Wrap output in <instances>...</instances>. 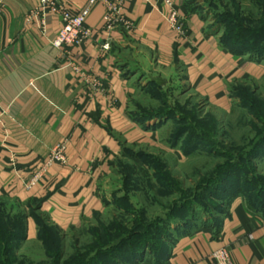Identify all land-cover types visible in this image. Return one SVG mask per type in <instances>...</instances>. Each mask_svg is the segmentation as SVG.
Returning <instances> with one entry per match:
<instances>
[{
  "label": "crops",
  "instance_id": "crops-1",
  "mask_svg": "<svg viewBox=\"0 0 264 264\" xmlns=\"http://www.w3.org/2000/svg\"><path fill=\"white\" fill-rule=\"evenodd\" d=\"M0 1L5 4L0 14V197L19 202L29 214L27 242L38 241L31 210L64 234L103 215L114 162L129 147H155L183 158L167 142L173 120L146 126L135 119L130 104L143 87L182 75L195 95L228 113L234 107L232 87L264 76V61L223 44L222 27L214 26L198 0H129L123 12L135 28L114 31L105 53L109 34L102 29L106 7L101 3L86 19L93 36L82 45L58 48L53 42L62 28L59 16L48 14L45 25L36 16L27 21L40 0ZM57 1L74 13L89 3ZM172 8L183 18L184 35L169 23ZM94 78L104 90L95 89ZM61 142L67 163H54L33 182ZM227 210L215 226L197 225L179 235L161 264H213L211 255L221 248L231 252L234 264H264V213L251 211L243 195Z\"/></svg>",
  "mask_w": 264,
  "mask_h": 264
},
{
  "label": "rangeland",
  "instance_id": "rangeland-1",
  "mask_svg": "<svg viewBox=\"0 0 264 264\" xmlns=\"http://www.w3.org/2000/svg\"><path fill=\"white\" fill-rule=\"evenodd\" d=\"M197 2L214 26L222 27V36L235 29L248 50H264V0ZM232 94L233 110L225 113L195 95L182 75L143 87L131 100V110L142 119L167 114L169 118L159 121H174L170 134L178 128L186 131L180 146H173L170 138L167 141L171 148L182 151L183 158L155 147L124 150L106 184L107 211L83 228L60 232L58 249L46 248L39 240H16L19 231L15 227L27 211L19 202L0 197V264H105L110 255L90 258L98 254L100 246L108 250L129 237L141 240L133 234L137 230L157 243V229L170 221H183L191 214L212 220L227 202L230 184H237L240 178L247 180L246 190L259 187L264 183V76L239 80ZM185 145H189L187 149ZM226 171L234 174L232 183L223 189L218 179ZM43 221L44 235L53 237L55 227L44 217ZM131 250L126 245L118 252L127 257Z\"/></svg>",
  "mask_w": 264,
  "mask_h": 264
},
{
  "label": "trees",
  "instance_id": "trees-1",
  "mask_svg": "<svg viewBox=\"0 0 264 264\" xmlns=\"http://www.w3.org/2000/svg\"><path fill=\"white\" fill-rule=\"evenodd\" d=\"M222 24L223 26H226V23L222 22ZM235 31H236L235 29H232L226 32L222 36L221 40L223 44L229 47L231 50L236 51L240 54L249 55L250 58L253 59L254 61L264 60V50L260 49L256 53L251 52V50H248L246 47H244L245 44L243 43L244 42L243 39H240L239 37H237L236 36L237 33L235 35ZM172 116H175V115H172ZM165 118H169L167 114H159V116H157L156 118H146V119H142V118L135 116V119L139 123H142L143 125H146V126L148 122H151L154 120L162 121ZM185 134H186V131H183L181 128L180 129L178 128L177 131H174L170 136V139L172 140V145L180 146L183 136ZM185 146H187L186 147L187 149L189 145H185ZM144 156L145 155H141V158ZM233 174H234V171H226L218 179L220 184L223 185L222 187L223 189H224V186H226L228 183H232ZM245 181L247 180H241L240 178L238 182L236 181L237 184H234V185L230 184L233 187L226 194L228 196L225 197L227 201L223 206L225 208L222 207L221 209H219V211H217L216 213L217 214L216 216L212 215L211 216L212 220H202L201 218L194 216L195 214H191L190 216L186 218V220L178 221V222L176 220V223L173 221L168 222L164 226V228H162V230L157 229L158 226L156 225L155 229H157L160 232L157 243H155V241H153L152 239H149L147 237L148 235H140L141 232L137 230L133 234L134 235L138 234L137 236H140L141 240L131 239V237H129L126 240L120 241V243L116 247L112 246L108 250L102 249L104 246L102 245L96 251L98 254L92 255L90 256V258L93 259V257H96L97 259V256L100 258L104 255H110L109 262L105 264H132L138 261L141 262L143 261V259L154 260L156 264H161L165 260V258H167L168 255L170 254V247H171L170 245L175 241V239H177L179 235H181L187 229H190L197 225L198 226H201V225L202 226H208V225L215 226L217 224L218 218L221 215H224L228 211L227 208H228V205L231 203V201L236 196H239V195H243L246 198L248 208L251 211L264 213V183H261L259 187L246 190L244 186ZM29 213L35 218V220L38 223V226H39L38 235H37L38 240L41 241L46 248L51 247L53 249H58L60 242H61L60 231L55 228L57 232L54 234L53 237L45 236L44 227H46V225H45V221H43L44 216L38 212H35V210H31ZM28 215L29 214L25 213L24 216H22V218L20 219L21 222L19 223L18 227L17 228L15 227V229H17L16 231H19V234H18L19 236L16 237V240L18 241H24L25 239H27V220L26 219L28 218ZM47 221L49 225L55 227L51 222H49L48 219ZM134 235H132V237H134ZM154 239H157V238H154ZM126 245H129V249L132 248V250L130 251L129 256L123 257L120 255V252L118 251L119 249H122ZM47 255L49 258H52V259L55 258V255L52 253H48ZM99 258L97 260L98 262L100 261ZM89 262L87 261L86 263H83V264H88Z\"/></svg>",
  "mask_w": 264,
  "mask_h": 264
},
{
  "label": "built area",
  "instance_id": "built-area-1",
  "mask_svg": "<svg viewBox=\"0 0 264 264\" xmlns=\"http://www.w3.org/2000/svg\"><path fill=\"white\" fill-rule=\"evenodd\" d=\"M129 0H89L88 6L80 13L72 12L66 2L57 0H40L38 6L27 17V21L33 20L36 16L45 25V18L48 14L59 16L62 22V28L58 37L53 42L55 47L78 46L84 44L93 36L94 30L86 24V19L91 10L97 4H103L106 7L105 22L102 29L109 34L107 41L103 45V52L112 48L111 34L121 29L129 32L135 28L134 22L124 14L125 4ZM5 10V4L0 1V14ZM171 27L180 35L185 34L184 21L178 9L172 8L169 16ZM91 83L97 90H104L103 82L99 78H94ZM68 161L66 155V143H59L50 153V157L45 162L42 170L34 177V180L41 179L42 173L48 170L54 163L66 164ZM213 264H234L231 252L227 248H221L211 255Z\"/></svg>",
  "mask_w": 264,
  "mask_h": 264
}]
</instances>
